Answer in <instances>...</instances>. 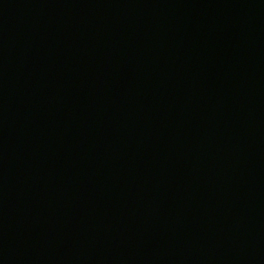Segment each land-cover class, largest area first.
Returning <instances> with one entry per match:
<instances>
[{
  "label": "water",
  "instance_id": "obj_1",
  "mask_svg": "<svg viewBox=\"0 0 264 264\" xmlns=\"http://www.w3.org/2000/svg\"><path fill=\"white\" fill-rule=\"evenodd\" d=\"M0 264H264V0H0Z\"/></svg>",
  "mask_w": 264,
  "mask_h": 264
}]
</instances>
